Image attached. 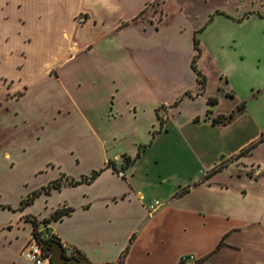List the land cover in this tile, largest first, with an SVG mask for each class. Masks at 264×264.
<instances>
[{
	"label": "crops",
	"instance_id": "obj_1",
	"mask_svg": "<svg viewBox=\"0 0 264 264\" xmlns=\"http://www.w3.org/2000/svg\"><path fill=\"white\" fill-rule=\"evenodd\" d=\"M152 1L0 0V264H37L24 252L34 237L26 215L41 220L67 206L73 210L41 230L62 241L67 255L79 250L95 264L121 257L122 264H264V203L245 198V185L242 195L233 188L264 173L254 148L243 151L264 130L231 147L223 138L238 115L215 123L205 113L181 118L175 106L161 130L177 124L203 176L165 188V175L139 173L137 158L125 161L138 142V95L156 93L159 84L148 61L161 56L160 69L169 73L178 53L188 68L195 48L197 28L178 0H168L161 21L139 16ZM98 169L92 180L68 182ZM56 178L60 187L17 208ZM160 192L167 198L157 204Z\"/></svg>",
	"mask_w": 264,
	"mask_h": 264
},
{
	"label": "rangeland",
	"instance_id": "obj_2",
	"mask_svg": "<svg viewBox=\"0 0 264 264\" xmlns=\"http://www.w3.org/2000/svg\"><path fill=\"white\" fill-rule=\"evenodd\" d=\"M178 2L182 5L180 11L187 15L190 25L201 28L197 32L200 55L196 60L201 74L192 65L188 68L181 66L179 61L182 55L178 53L174 57L176 67L168 70L169 73L161 70V56L155 57L154 64L148 61L159 72L152 73L159 84L156 93L145 90L138 95L144 107L135 132L138 142L133 146V155H137L140 142L147 143L141 148L135 166L139 173L150 170L154 178L159 173L165 175V188L178 180L187 182L203 176L200 161L177 133V124L172 123L161 130V120H168L171 107L179 106L181 118L195 112L218 116L236 111L238 119L230 134L223 138L230 139L228 145L231 147H235L237 141L241 142L264 130V0ZM168 4V0H153L139 16L161 21ZM196 52L194 48L193 56ZM139 82L147 83L142 79ZM164 100L171 101L153 108L154 104ZM149 124L151 131L148 134L146 126ZM213 136L207 135L206 144L211 145L221 137L218 134ZM132 140L130 136L124 146L129 147ZM194 141L196 144L203 142L202 139ZM252 157L264 163V142L254 147ZM243 185L248 192L245 198L254 199L257 204L264 203V173L258 179L246 177L245 180L235 181L233 188L240 189L238 191L242 195ZM165 194L160 192L157 198L163 201L167 198Z\"/></svg>",
	"mask_w": 264,
	"mask_h": 264
},
{
	"label": "trees",
	"instance_id": "obj_3",
	"mask_svg": "<svg viewBox=\"0 0 264 264\" xmlns=\"http://www.w3.org/2000/svg\"><path fill=\"white\" fill-rule=\"evenodd\" d=\"M140 13H139V15H140ZM200 30H201V28L196 29V33L194 36V43H195V48L197 49V52L194 54V56L192 58V66L198 71L199 75L201 74V70L197 68L196 60H197L198 56L200 55V39L197 35V32ZM199 80L201 82H203V80L200 77H199ZM243 107L244 106L240 107V109H242ZM236 115H237L236 111H232L229 114L223 113V114H220L217 117H215L213 119V122H215V123H218V122L227 123V122L231 121L232 119H234L236 117ZM163 124H164V119L161 120V128L163 127ZM262 139H264V132L262 133L260 139L251 142L243 151L252 150L258 144V142ZM137 157H138V154L133 156V157H131L130 155H126L125 161L128 165H130L131 163H133L136 160ZM222 164H220L219 166L213 167V169L208 171V173L206 175L211 176L214 172H216L217 170H219V168H221ZM100 170L101 169L94 170L90 175H83V177H81L80 179L70 178L68 182L71 184H76V183H79L81 181L92 180L97 176V174H99ZM61 181H62L61 178H56V179H53L51 182H49L47 185H43L41 188L33 190L32 192H30L28 195L24 196L21 199L20 205L17 208L24 209L27 205L33 203L35 198L39 194H41L42 192L49 193L51 188L60 187L62 185ZM188 190H189V186H184L183 188H181V190H179V194L185 193ZM4 206H8L11 208L10 205H4ZM72 210H73L72 206L61 207V208L56 209L49 217H44L41 220H39L35 215H32V214L26 215V217L33 223V236L37 240H39V242L43 245V247H44V244L51 238L49 237L50 235H45L43 233V231L41 230V224L46 225L47 223L51 222L52 220H57V219L61 218L63 215L71 212ZM52 236L54 237V235H52ZM222 245H223V240H221L218 243L215 250L220 248ZM127 248H126V250H127ZM44 249H45V247H44ZM126 250H125V252H126ZM125 252L123 253V255L125 254ZM72 255H77L80 257L83 256V254L79 250L72 251ZM122 259H123V257H121V259H119V261L116 262L115 264H122V261H121Z\"/></svg>",
	"mask_w": 264,
	"mask_h": 264
},
{
	"label": "water",
	"instance_id": "obj_4",
	"mask_svg": "<svg viewBox=\"0 0 264 264\" xmlns=\"http://www.w3.org/2000/svg\"><path fill=\"white\" fill-rule=\"evenodd\" d=\"M45 250L51 255V262L61 263V262H75L78 264H95L91 262L87 257H80L77 255H67L66 248L63 245L62 241L56 238L49 239L44 244ZM99 264H112L110 262L107 263H99Z\"/></svg>",
	"mask_w": 264,
	"mask_h": 264
},
{
	"label": "built area",
	"instance_id": "obj_5",
	"mask_svg": "<svg viewBox=\"0 0 264 264\" xmlns=\"http://www.w3.org/2000/svg\"><path fill=\"white\" fill-rule=\"evenodd\" d=\"M155 202L157 204L161 203L159 199ZM24 252L28 258L34 260L37 264H46L47 262H51L50 253L44 249L43 245L35 237H33L26 244Z\"/></svg>",
	"mask_w": 264,
	"mask_h": 264
},
{
	"label": "flooded vegetation",
	"instance_id": "obj_6",
	"mask_svg": "<svg viewBox=\"0 0 264 264\" xmlns=\"http://www.w3.org/2000/svg\"><path fill=\"white\" fill-rule=\"evenodd\" d=\"M66 252H67V250H66Z\"/></svg>",
	"mask_w": 264,
	"mask_h": 264
}]
</instances>
